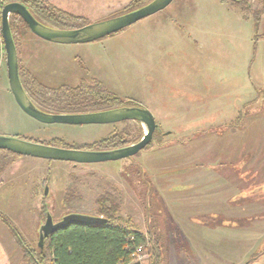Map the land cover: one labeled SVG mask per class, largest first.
I'll return each mask as SVG.
<instances>
[{
    "label": "rangeland",
    "instance_id": "1",
    "mask_svg": "<svg viewBox=\"0 0 264 264\" xmlns=\"http://www.w3.org/2000/svg\"><path fill=\"white\" fill-rule=\"evenodd\" d=\"M49 1L92 23L123 14L131 0ZM248 1L252 12L262 7ZM161 13L184 26L179 47H148L145 21L156 16L80 44L47 42L14 22L23 72L49 87L97 79L121 100L149 108L159 128L143 150L116 161L75 164L0 153V222L7 219V230L22 236L11 242L0 231L12 264H29L25 253L37 248L45 209L55 221L71 212L99 215L97 200L106 194L149 240L151 229L167 246L168 230L177 250L185 239L187 257L201 251L193 261L179 253L181 264H264V14L257 25L234 0H173ZM140 31L143 42L135 37ZM175 71L185 73L186 83L159 88L156 75ZM123 131L136 143L147 127L46 124L28 115L11 91L0 40V136L87 149ZM200 220L213 225L208 243L191 228ZM176 227L191 235L189 244L183 235L176 239ZM151 256L146 249L142 263Z\"/></svg>",
    "mask_w": 264,
    "mask_h": 264
},
{
    "label": "trees",
    "instance_id": "2",
    "mask_svg": "<svg viewBox=\"0 0 264 264\" xmlns=\"http://www.w3.org/2000/svg\"><path fill=\"white\" fill-rule=\"evenodd\" d=\"M16 1L25 4L38 20L55 28H78L89 23L83 16L64 10L49 0H0V40L4 51L1 35L2 9L7 3ZM151 1L131 0L123 13L143 7ZM234 1L244 13L252 15L257 25L261 22L264 14V0H259L262 7L253 12L250 1ZM16 21L25 25L26 23L18 14L10 15V27L18 49L14 33V22ZM19 72L22 84L29 96L39 108L47 112L85 113L123 106H141L134 101L127 103L121 100L97 79L82 81L77 86L49 87L38 82L31 74L23 72L21 65ZM122 134L126 132L105 137L87 148L115 149L135 142V138L130 134L131 139ZM51 145L57 144L51 143ZM3 152L12 153L0 150V153ZM97 203L99 204V215L107 218V222L92 226L71 225L58 230L45 238L42 248L39 245L36 249L27 248L25 253L27 262L29 264H144V262H136L133 256L136 249L143 246L144 250L148 249L152 253L148 264H160L163 257V245L159 238L156 239L151 229L148 232L149 240L147 234L139 230L130 218L125 220L119 215L120 205L111 194L101 196ZM48 212V209L44 210L45 219ZM1 220L5 225H10L7 219L1 218ZM11 231L16 239L22 240V236L15 227H12Z\"/></svg>",
    "mask_w": 264,
    "mask_h": 264
},
{
    "label": "water",
    "instance_id": "3",
    "mask_svg": "<svg viewBox=\"0 0 264 264\" xmlns=\"http://www.w3.org/2000/svg\"><path fill=\"white\" fill-rule=\"evenodd\" d=\"M173 0H152L138 9L108 19L85 24L78 28L62 29L44 24L38 20L21 2L7 3L2 9L1 35L6 53V64L11 91L19 106L28 115L47 124L63 123L72 125L107 124L123 121H137L147 127L142 139L131 145L109 149L89 150L53 146L41 142L29 141L17 137L0 136V150H7L17 155L33 156L49 160H61L74 163H102L135 156L153 139L159 128L152 111L145 106H123L109 110L85 113H52L39 108L24 88L20 78L18 49L10 27V15L18 14L28 28L40 38L59 44H80L94 42L118 33L132 24L145 19L166 8ZM49 192L48 187L45 191ZM107 222L101 215L71 212L55 221L50 212L39 228V245L44 246L47 236L71 225H99Z\"/></svg>",
    "mask_w": 264,
    "mask_h": 264
},
{
    "label": "crops",
    "instance_id": "4",
    "mask_svg": "<svg viewBox=\"0 0 264 264\" xmlns=\"http://www.w3.org/2000/svg\"><path fill=\"white\" fill-rule=\"evenodd\" d=\"M64 10H66V9H64ZM67 11H69V10H67ZM161 11H159V12H157V13H155V14H153V15L145 18V19H142V20H140L134 24H139L140 22H144L148 18H152V17L156 16L154 19H151L149 21H145V29L143 31L144 32L143 34H144V37H145V40H146L148 47L150 46L151 49H154V47H158V48H156L157 51L160 50L161 46H163V45H168V46L174 45L176 47H179L180 46L179 44H181V42H183V41L185 43V40H186L184 37L182 38L183 41L179 39V37L181 38V35L183 33V31H181V30L184 28V26L176 18H174L173 20H171V19L164 20V17H158V16H163V15H161L162 14ZM69 12H71V11H69ZM76 15H79V14H76ZM134 24H132L131 26H133ZM129 27H127V28H129ZM127 28H125V29H127ZM137 36H139L141 38V42L144 41L142 38V31L138 32L135 37H137ZM135 37H133V38H135ZM130 41L131 40H129V42ZM195 41H196V39H195ZM47 42H50V41H47ZM122 43L124 44L126 42L122 41ZM193 51H194V49H193ZM175 73H176V71L173 73H170L167 76L168 78H163L164 80L159 77L160 76L159 74H157L156 78L158 79V82H159V84H157V85H159V88H162L161 87L162 85L167 84L169 90H174V89H176V85H184L186 83L185 73H183V75H181V76H178V74H177V76H175L174 75ZM155 74H156V71L150 72L149 73V80H151L152 78H155ZM151 85H154V84L152 83ZM182 97H184V99L186 98L185 95H182ZM151 98L154 99L155 95L151 96ZM156 98H157V96H156ZM193 98L194 97H191L190 99H193ZM199 98H201V97H199ZM204 222H205V220L199 222L198 224L193 223L194 227L191 226V228L194 229V232H197L198 236H201L203 238L202 241H200L201 244H203V242H205V241H206V243L210 242L209 238H210L211 234H213V231L211 229V227L213 225L210 223H204ZM2 228L4 230L8 231L7 228L3 225V223L0 222V231H2ZM175 233H176V235L175 234L174 235L176 236L177 240H179L178 235H183L185 238H187L186 242H188V241L190 242L191 235L189 233H185V232L181 231L180 229H177V227H176ZM7 234L10 235L11 242H13L14 241L13 235L9 231L7 232ZM165 234L168 237V242H167V239L165 238L166 242L168 243L167 246L163 245V243L165 241H162L161 240L162 238H159V236H158L161 244L164 246L163 257H162V260H160V264H181L180 260H182V259L179 255V253L182 255H185L184 256V257H186L185 259L189 258L186 256L185 250H184L185 249V243H183V242H185V239L183 240L181 238L179 240L178 243H182V244H178V247L180 246V248H178V249H180V250H177L176 249L177 242L175 241L173 243V238L171 239V237L168 235L169 234L168 230ZM189 238H190V240H189ZM189 242H188V244H189ZM171 244L173 245L172 247H171ZM174 245H175V247H174ZM206 249H207L206 250L207 253L210 254L208 252V248H206ZM248 256H250V254ZM197 258H201V251L195 252L194 256H192L189 259H191L193 261L194 259L196 260ZM174 259H176V260L174 261ZM178 261H180V262H178ZM0 264H12L11 259H10L9 250L7 249L6 243H5L4 239L1 238V236H0ZM188 264H190V263H188Z\"/></svg>",
    "mask_w": 264,
    "mask_h": 264
},
{
    "label": "built area",
    "instance_id": "5",
    "mask_svg": "<svg viewBox=\"0 0 264 264\" xmlns=\"http://www.w3.org/2000/svg\"><path fill=\"white\" fill-rule=\"evenodd\" d=\"M145 250L143 248V246H140L136 249V251L133 253V256H134V260L136 262H141L142 263V258L143 257V254H144Z\"/></svg>",
    "mask_w": 264,
    "mask_h": 264
},
{
    "label": "flooded vegetation",
    "instance_id": "6",
    "mask_svg": "<svg viewBox=\"0 0 264 264\" xmlns=\"http://www.w3.org/2000/svg\"><path fill=\"white\" fill-rule=\"evenodd\" d=\"M143 106V105H142ZM153 113V112H152ZM119 123V122H118ZM47 124V123H46ZM144 136V135H143ZM142 136V137H143ZM142 139V138H141ZM133 144V143H132ZM51 145V144H50ZM127 145H131L130 144H125L124 146H127ZM53 146H59V147H66V146H62V145H53ZM123 147V146H122ZM68 148H75V147H72V146H68ZM80 149H86V148H80ZM89 149V148H87ZM113 149V148H112ZM89 150H95V149H89ZM101 150H109V149H101ZM131 158V157H130ZM76 164V163H75ZM46 220V219H45ZM39 238H40V234H39ZM38 245H39V241H38ZM40 246V245H39ZM42 248V247H41Z\"/></svg>",
    "mask_w": 264,
    "mask_h": 264
},
{
    "label": "bare ground",
    "instance_id": "7",
    "mask_svg": "<svg viewBox=\"0 0 264 264\" xmlns=\"http://www.w3.org/2000/svg\"><path fill=\"white\" fill-rule=\"evenodd\" d=\"M19 55V54H18ZM102 216V215H101Z\"/></svg>",
    "mask_w": 264,
    "mask_h": 264
}]
</instances>
